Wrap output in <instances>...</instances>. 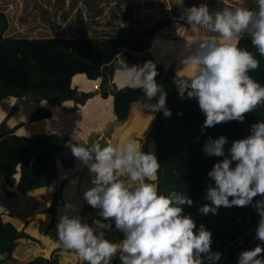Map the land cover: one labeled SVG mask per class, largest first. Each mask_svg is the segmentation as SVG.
Masks as SVG:
<instances>
[{
  "label": "clouds",
  "instance_id": "9594fccd",
  "mask_svg": "<svg viewBox=\"0 0 264 264\" xmlns=\"http://www.w3.org/2000/svg\"><path fill=\"white\" fill-rule=\"evenodd\" d=\"M257 5V10L225 7L214 14L206 3L193 5L180 18L217 34L187 41L190 55L182 63L195 72L188 78L173 79L181 99L187 94L198 101L206 116L202 133L217 124L243 122L248 113L264 104V87L249 75L260 68V61L236 43L247 33L264 56V0H257ZM121 68L125 83L142 90L149 101L158 97L156 104L147 107L171 117L166 106L168 93L156 80L159 73L153 61L142 66L126 63ZM73 139L76 143L70 141L66 146L89 168L94 185L85 191L84 200L100 209L99 215L107 222L94 220L93 227L79 215L67 214L75 206L65 205L66 212L57 224L58 240L65 250L75 252L87 264H113L116 259L120 264H217L222 254L212 251V232L203 224L197 231L194 218L185 214V206L193 207V199L176 191L169 196L158 194L160 163L154 152H144L134 141L102 147L100 142L84 146L77 137ZM228 142L220 136L210 137L204 144L208 156L224 158L208 173L214 186H208L210 203L201 206L199 213L215 215L220 207L251 205L260 217L255 239L261 244L242 251L238 264H264V122L253 124L246 138L233 141L226 155ZM258 196L261 199L256 200ZM112 221L124 234L118 243L105 236ZM6 259L7 254L0 253V261Z\"/></svg>",
  "mask_w": 264,
  "mask_h": 264
},
{
  "label": "trees",
  "instance_id": "16d2710c",
  "mask_svg": "<svg viewBox=\"0 0 264 264\" xmlns=\"http://www.w3.org/2000/svg\"><path fill=\"white\" fill-rule=\"evenodd\" d=\"M7 29V17L0 12V101L7 98L19 100L13 112L18 111L25 102L61 105L72 100L76 104H85L94 93L79 92L77 88L72 87V80L78 74H85L90 80L102 79L101 95L103 98L114 96L117 123L126 121L134 106L149 101L142 90L130 86L118 89L112 84V80L115 73L122 70V64L141 66V63L148 60L155 63L148 52L153 32L141 37L118 34L104 38L82 35L69 38L15 39L4 35ZM237 45L252 52L260 61V68L249 75L264 87V56L252 45L250 36L242 37ZM168 49L175 50L179 58L184 54L190 55L186 45L165 42L163 39L154 40L152 43V51L157 57L167 54L165 52ZM158 60L161 61L160 58ZM165 63L169 65L170 62ZM156 65L159 73L156 80L168 93L166 106L172 112L171 117H165L163 111L156 112L152 121L151 132L156 144V157L160 163L158 194L169 196L176 191L193 199V207L185 206V214L194 218L197 231L199 225L203 224L212 232V251L222 254L217 264H238L242 251L261 244L255 239L260 217L251 205L220 207L215 215L203 216L199 213L201 206L210 203L206 199L208 186H214V181L210 180L208 173L215 163L224 158L210 157L203 148L210 137L214 140L225 136L229 141L225 145L227 155L233 141L246 138L251 134L253 124L264 122V104L248 113L243 122L217 124L202 133L206 116L201 112L198 101L187 98V94L181 99L173 83L174 78L181 77L174 70L165 69L163 64ZM193 69L185 71L189 72L186 77L194 74ZM183 70L184 68L181 69L182 72ZM112 85L114 88L110 89ZM150 101L156 104L158 97ZM13 112L0 123V178L14 176L15 171L19 169L17 179L12 180L15 190H8L5 184L3 186L7 198L17 194L26 195L30 191L45 187L56 189L58 160H61L65 168H70L74 166L76 159L71 148L66 146L70 139L56 133L33 137L19 136L15 132L24 126V123L11 128L8 122ZM51 116L49 108L38 107L28 122L48 119ZM148 123V120H143L141 126L147 128ZM79 143L86 146L83 142ZM143 151L149 152L148 142L144 144ZM64 184L55 190V201L47 209L54 218L56 207L65 206L62 196ZM255 199L259 200L261 197ZM21 239L39 242L24 229L18 230L13 223L5 222L3 213L0 212V253L7 254V259L0 261V264H58L57 256H38L28 261H18L14 252ZM113 264L120 262L116 259Z\"/></svg>",
  "mask_w": 264,
  "mask_h": 264
},
{
  "label": "rangeland",
  "instance_id": "374dc122",
  "mask_svg": "<svg viewBox=\"0 0 264 264\" xmlns=\"http://www.w3.org/2000/svg\"><path fill=\"white\" fill-rule=\"evenodd\" d=\"M205 3L212 14L225 7H246L250 10H256L258 7L257 0H0V12L6 15L8 22V29L4 35L15 39L69 38L82 35L104 38L118 34L127 37H141L153 32L151 48L148 52L154 61L163 64L167 70H174L181 78H188L186 75L189 72L185 71H190V68L182 63L187 58V54L179 58L175 50L168 49L165 52L167 54L164 53L165 55L157 57L152 51V43L154 40L163 39L165 42L187 46V41L195 42L217 36L205 28L190 25L186 20L180 19L183 14L187 13L188 8ZM244 36L250 35L245 33L240 39ZM168 61L169 65L165 63ZM182 68H184L183 72ZM118 72L120 71L116 73ZM194 72L195 69H193ZM13 100L0 101V113L2 114L0 123L10 114ZM148 104L151 103L144 102L139 105L141 109L137 107L132 109L128 119L121 123V126L119 125L121 132L117 133L108 129L106 134L109 139L108 143L113 145L121 143L119 137L125 131V136L129 132L127 141H134L141 147L148 142L149 152H154L156 155V144L151 132L155 112L147 107ZM25 112L26 108L16 118H11L9 125H14L16 120L25 118ZM143 120L149 121L147 128L141 126ZM25 124L28 125L29 122H24V126ZM19 131L20 128L17 132ZM72 176H74L73 180L62 190V196L65 193L68 204L75 206L74 210H67V214L73 217L79 215L84 223L95 227L94 220L103 221L99 215L101 210L92 208L84 200L85 191L94 186L91 182L92 174L89 168L83 165L82 169L79 168ZM13 179L15 176L11 175L7 179L0 178V210L7 208L11 211L8 220L20 228L19 230L24 229L32 238L43 239L42 244L30 239L24 240L19 247L21 249L17 248V250H21L22 254L29 252L30 255L35 252L38 256L45 258L57 256L58 264H83L84 261H81L75 252L65 250L58 240L59 213L64 214L66 208L56 207L55 218L48 213L47 209L51 203L47 201L52 197V191L47 190L37 191V189L26 195L17 194L7 198L3 186L5 184L8 190H15ZM105 236L114 243L124 238V234L115 228L114 221H112V228L105 230ZM43 244L45 246H41ZM17 250L14 255L19 260H28L25 255L21 257Z\"/></svg>",
  "mask_w": 264,
  "mask_h": 264
},
{
  "label": "crops",
  "instance_id": "0c3cea01",
  "mask_svg": "<svg viewBox=\"0 0 264 264\" xmlns=\"http://www.w3.org/2000/svg\"><path fill=\"white\" fill-rule=\"evenodd\" d=\"M143 64L144 63H141V66ZM155 64H159V62L155 61ZM118 71H120V72H118V74L115 73L114 78L112 80V84H114L118 89L130 86L129 84L124 82V79L122 76V70H118ZM121 77H122V79L120 80ZM101 80H102L101 78H99L97 80H90V79H88V77L85 74H78L73 78V80H72V87L73 88H77L79 92L94 93V96L92 98L88 99L87 102L83 105L76 104L72 100L67 101L61 105H50L47 102H43L41 104L32 103V102H25L20 107V109L18 111L13 112V108L17 104H19V100L14 99V98L4 99L2 101H8V100L14 99L12 101L13 106L10 110L11 111L10 113L13 112V115L11 116L12 119L16 118L17 115L20 114L26 108L25 118H23L21 120L18 119L15 121L14 125H9V126L11 128H13L20 123L28 122L30 116L32 115L33 112H35V110L38 107H46V108H49L52 112V116L50 118L42 119V120L36 121V122H32V123H29L28 125L25 124L24 127L22 126L23 129H21L22 128L21 127L20 131L17 132L18 131L17 130L15 133L19 136H27V137H33L35 135H42V134L50 135V134L56 133V134H59L61 136L68 137L72 143H76V141L73 139V137L75 136L78 138L79 142H83L86 146H90L94 142H100L102 147L106 146L108 143V140H109L108 135H106L108 129H111V130L118 133L120 131L118 129H121L120 124L123 123L124 121L121 123H117V116H116L115 111H114V96L109 95L107 98H103L100 90H94V88H93L94 84H96V83L100 84ZM113 88L114 87L112 85L110 87V89H113ZM148 102H150L153 105L155 104L153 101H148ZM140 104H143V103H140ZM140 104L134 106L132 109H134L135 107H137L138 109H141L139 106ZM11 118L9 119V122L12 120ZM9 122H8V124H9ZM113 125H114V128H112ZM128 134H129V132L126 133L127 136H125V131H124V134H122V135L120 134L121 137H119V138H121V141H120L121 143L122 142H128L127 141ZM83 165L84 164L79 159L76 158L74 160V166L73 167L65 168L62 165L61 160L59 159L58 160V166H57L58 174H57V181H56V189L60 188L62 186V184L64 182H66L63 185L62 189L65 188V186H67V184L71 180H73L74 176H72V175H74L79 168L82 169ZM18 175H19V169H17V171H15V173H14L15 179L18 177ZM56 189L45 187V188L38 189L37 191H40V190H47L49 192L52 191L51 192L52 197L49 198L47 201V202H50L52 205L55 201V198H54L55 195H53V194L55 193ZM63 200H64V204L67 205L68 204V198H66L65 193L63 194ZM58 207L63 208V209L65 208V206H58ZM0 212L3 213V218H5L4 219L5 222L13 223L11 220H8L10 218V212H11L10 210H8L6 208V210H3V211L0 210ZM59 215L61 216L60 213H59ZM17 229L19 230L20 228H17ZM34 238L39 240V243L42 244V242H41V240H43L42 238H38V237H34ZM24 240L26 241L28 239L19 240L20 242H19L17 248L20 247V245L22 244V241H24ZM41 246H45V245L43 244ZM17 248H16V250H17ZM19 249H21V248H19ZM20 252H21V250H19L18 254L21 257L23 255L27 256L28 260L36 258L38 256V254H36L35 252H32L31 255L29 254V252H25L24 254H22ZM14 254L16 255V253H14ZM15 255H14V257L18 261L24 262V261L19 260L18 257H16ZM28 260H26V261H28Z\"/></svg>",
  "mask_w": 264,
  "mask_h": 264
},
{
  "label": "built area",
  "instance_id": "2783aa9c",
  "mask_svg": "<svg viewBox=\"0 0 264 264\" xmlns=\"http://www.w3.org/2000/svg\"><path fill=\"white\" fill-rule=\"evenodd\" d=\"M94 90H100V84L96 83L93 86Z\"/></svg>",
  "mask_w": 264,
  "mask_h": 264
},
{
  "label": "bare ground",
  "instance_id": "6f19581e",
  "mask_svg": "<svg viewBox=\"0 0 264 264\" xmlns=\"http://www.w3.org/2000/svg\"><path fill=\"white\" fill-rule=\"evenodd\" d=\"M124 53V52H123ZM0 116H2V114L0 113ZM77 179V178H76ZM64 183H66V182H64Z\"/></svg>",
  "mask_w": 264,
  "mask_h": 264
}]
</instances>
